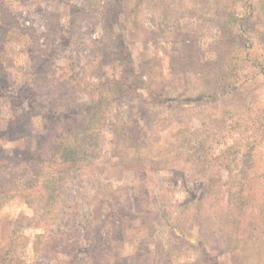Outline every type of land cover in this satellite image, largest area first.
I'll list each match as a JSON object with an SVG mask.
<instances>
[{"label": "rangeland", "instance_id": "obj_1", "mask_svg": "<svg viewBox=\"0 0 264 264\" xmlns=\"http://www.w3.org/2000/svg\"><path fill=\"white\" fill-rule=\"evenodd\" d=\"M2 77L0 264H264V0H0Z\"/></svg>", "mask_w": 264, "mask_h": 264}, {"label": "trees", "instance_id": "obj_2", "mask_svg": "<svg viewBox=\"0 0 264 264\" xmlns=\"http://www.w3.org/2000/svg\"><path fill=\"white\" fill-rule=\"evenodd\" d=\"M5 79L4 77H2V81L0 82V87L2 88L3 91H5ZM31 103L34 102V99L31 97L30 100H29ZM67 150V149H66ZM64 151L60 148V152H61V156L56 158V159H53V162H54V166L52 165L51 163V166L49 169V172L48 174L54 176V177H57L59 176V178L57 180H60L61 178L63 177H66L68 175V173L72 172L73 170H71V168H74L76 165H77V159H74V158H71V156H73L72 154H75V151ZM3 151H5L4 149H2V147L0 146V153H3ZM65 153H68L70 156L65 158L64 154ZM12 155V154H11ZM7 155L9 157H6L5 155H1L0 154V167L1 168H10L13 173L17 176V178H25V174L23 173L22 171V165L21 163H16L18 161H15V158L17 155H15L13 153V155ZM28 168V167H27ZM27 172L29 170L25 169ZM31 171V170H30ZM55 182H57L56 180H54ZM43 188L47 189V186L42 185ZM59 188V186L57 187ZM59 193V192H58ZM56 193V194H58Z\"/></svg>", "mask_w": 264, "mask_h": 264}]
</instances>
